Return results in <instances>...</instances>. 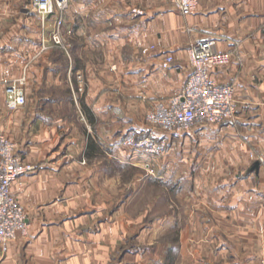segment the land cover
<instances>
[{
    "label": "crops",
    "instance_id": "crops-1",
    "mask_svg": "<svg viewBox=\"0 0 264 264\" xmlns=\"http://www.w3.org/2000/svg\"><path fill=\"white\" fill-rule=\"evenodd\" d=\"M24 1L0 0V129L41 169L11 185L28 228L0 264H260L264 0H199L187 15L166 0H69L64 46L44 44L52 21L26 16ZM204 39L231 54L212 78L233 85L235 117L155 129L161 155L123 144L181 91ZM21 78L26 105L9 110L6 87ZM116 165L145 177L123 183ZM146 181L159 191L138 192Z\"/></svg>",
    "mask_w": 264,
    "mask_h": 264
},
{
    "label": "built area",
    "instance_id": "built-area-1",
    "mask_svg": "<svg viewBox=\"0 0 264 264\" xmlns=\"http://www.w3.org/2000/svg\"><path fill=\"white\" fill-rule=\"evenodd\" d=\"M177 12L193 14L199 0H166ZM30 9L41 18L42 23L51 20L52 27L44 44L64 46L62 27L69 0H28ZM50 43V44H49ZM43 44V45H44ZM44 45V46H45ZM192 70L181 91L165 104L158 103L146 114L150 129L146 135L129 130L122 138L127 146L141 147L154 154L166 151V137L156 136L155 129L169 133H182L197 126L218 125L232 120L236 115L234 88L231 84H218L212 78L215 69L230 63L231 54L217 50L215 39H204L189 48ZM173 61L167 56L164 66ZM25 79L8 84L5 91V106L15 110L27 102L24 90ZM81 90V88H80ZM41 166L25 160L17 143L0 129V251L6 252L9 244L25 235L28 218L18 198L11 193V185L20 176L34 173ZM260 264H264L261 260Z\"/></svg>",
    "mask_w": 264,
    "mask_h": 264
},
{
    "label": "rangeland",
    "instance_id": "rangeland-1",
    "mask_svg": "<svg viewBox=\"0 0 264 264\" xmlns=\"http://www.w3.org/2000/svg\"><path fill=\"white\" fill-rule=\"evenodd\" d=\"M25 4H27V5L24 6V7H26V9H28V12H24L25 14H27L26 16L32 17L34 20H41V18L38 16V14L35 11H33L32 9H30L28 0L24 1L23 5H25ZM83 92H85V86L83 88ZM145 174H146L145 171H143L141 169L139 170V169H135V168H126V167L117 166V165L115 166V176H116L115 178L116 179L120 178L121 182H123V183H126L127 181H130V179H133L134 177L135 178L136 177H142V175H144L142 177V178H144ZM151 182L152 181H146L145 182L146 184L145 183H141L139 186L138 185L135 186V184H134L133 186L138 187V189L136 188V190L138 192H141V193L144 192V193H147V194L152 193L153 194L155 191H159V190H158V188H156L155 184H153ZM133 186H130V187L132 188ZM162 187H163L162 189L164 190V193L166 192L167 194H170L172 192L171 185H169V179L167 180V184H165Z\"/></svg>",
    "mask_w": 264,
    "mask_h": 264
}]
</instances>
